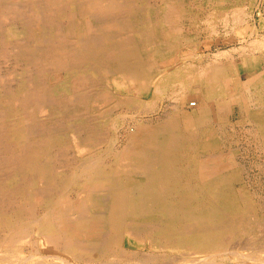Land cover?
<instances>
[{"label":"bare ground","instance_id":"1","mask_svg":"<svg viewBox=\"0 0 264 264\" xmlns=\"http://www.w3.org/2000/svg\"><path fill=\"white\" fill-rule=\"evenodd\" d=\"M138 7V0H0V47L4 48L0 60L23 64L21 71L7 68L16 82L10 87L16 90L8 88L0 94V264H157V252L164 259L182 253L179 264H264V216L254 217L249 199L231 194L225 182L211 183L236 162L217 152L209 155L223 140L221 116L228 107L214 109L213 102L219 99L233 101L242 120L253 126L252 134L264 143V55L256 53L264 48V40L242 46L254 54L241 57L246 70H239L234 79L226 62V67L218 60L198 69L185 61L193 55L178 59L183 52L176 54L183 41L181 19L188 12L184 0H163L155 9ZM230 9L234 15L227 10L223 18L240 23L243 10ZM194 39H187L190 47L195 46ZM146 43L150 49H144ZM100 70L115 75L120 90L135 93L120 104L131 107L142 101L140 96L150 95V105L157 107L171 88L175 102L157 119L156 127L137 126L130 142L141 135L143 143L119 150L111 166L94 155L69 174L64 171L72 163L60 159L63 163L57 167L48 150L66 138L70 126L79 148L108 142L105 122L99 116L86 122L80 114L89 107L88 87L69 93L72 78L87 80ZM49 77L56 86L43 94L42 85ZM147 80L153 81L150 87ZM199 83L201 91L191 94L206 105L189 114L187 90ZM105 95L109 94H98L95 102L106 104ZM211 119L215 128L207 129L208 137H200L198 128L206 129ZM77 183L81 185L74 198L70 192ZM205 197H210L209 207L202 204ZM18 201L22 204L16 205ZM41 206L39 215L35 211ZM141 212L152 216H140ZM136 213L139 216H130ZM247 235L263 240L257 245L246 239L233 241ZM124 236L155 254L133 262L122 248ZM33 240L49 257H40L35 245L30 254L24 253L23 245Z\"/></svg>","mask_w":264,"mask_h":264},{"label":"rangeland","instance_id":"2","mask_svg":"<svg viewBox=\"0 0 264 264\" xmlns=\"http://www.w3.org/2000/svg\"><path fill=\"white\" fill-rule=\"evenodd\" d=\"M147 1H149L151 3V5ZM218 1H221L223 3L222 7L217 4ZM226 1H228V2H226ZM230 1H231V3H230ZM145 2L148 3L147 5H149L151 8L155 9V8L161 7L163 0H161V1L160 0H157V1L145 0ZM234 2H236V3H234ZM146 3H143V1L138 0V5L140 8H144L145 6L147 8H150L146 5ZM155 3H156V5H155ZM242 6H244V7H242ZM184 7L186 8V10L188 12H186L184 17L181 19V25L180 26H181V32L183 34V37H181V40H183V41L180 40L182 42V44L179 45L176 54L179 55V54H181L180 53L181 51H183V52L181 55H179L178 59L184 60V58H185L184 55H186V54L191 55V56L193 55L194 56L193 58L186 59L185 61H186V63H188V62L190 63V61H191L190 64L195 66V67L197 66L196 68H198V69H199V67H200V69H201V67L205 68L206 67L205 65L208 66V64H210V65L217 64L218 60H219L218 64L222 65V62H223L224 67L227 66L231 70H233V71H230L231 73L233 72V77L234 76L236 77L238 75L237 72L239 70H242L243 72H245L246 69L243 67V64L241 62V60H242L241 57L244 55H247V54H248V57H251V56L253 57L254 52H252L253 50H251V48H250L251 51L248 50L249 47H248V49L245 50L242 48V46L243 47H245L247 45L249 46L250 40H253V39H256V41L264 40V0H224V1L223 0H217V2H216V0H210V1L209 0H189V1L184 0ZM224 7H226V10H224ZM231 7H234V8L239 7L240 10H243V12L242 11L241 12L243 14V17H245V18L242 17V20L240 21V23L239 22L236 23V21L234 22L231 20V17L234 15V12L230 9ZM197 8H199V9H197ZM227 10L229 11V14L231 15V17H227V19H224L225 14L227 13ZM191 11H192V13H191ZM244 12H246V15ZM235 14H237V13H235ZM211 15H213V16L211 17ZM223 16H224V18H223ZM243 20H244V22H243ZM195 21H196V23H195ZM245 21H247L248 23ZM232 23H233V25H232ZM235 24H236V26H235ZM247 26H248V28H246ZM237 28H238V30H237ZM242 29H244L243 32H242ZM251 32L253 35L251 34ZM189 33H191V34H189ZM253 36H255V37H253ZM188 38H193V39L195 38L194 39L195 40V46L193 45V47H190V45L187 42ZM246 43H248V44H246ZM146 44L148 46L144 45V47H145L144 49L145 50L150 49L149 43H146ZM235 47L237 50L235 49ZM136 48L140 49V47H136ZM142 49H143V47H142ZM3 50H4V48L1 46L0 47V53H2ZM9 50H10V48L7 47V51H9ZM185 50H187V51H185ZM192 50H193V52H192ZM232 50H233V52H232ZM238 51H239V53H238ZM189 52H191L192 54H189ZM221 52H224L225 54L221 53ZM240 53H243V54L240 55ZM256 53H257V55H260V54L264 55V48L261 50H258ZM198 54H200V55L198 56ZM220 54L225 55V57L220 55ZM196 56H197V58H196ZM203 56H205V58ZM215 56H216V58H215ZM235 56H237V57H235ZM5 60L6 59L4 57H1V60H0V94L5 92V91L7 92L8 88L10 90H16V87H15V89L10 87V86H15L16 82H14V79H12V77L8 73L7 68H10V69L12 68L11 71H13V70L21 71V68L23 66V64H18L19 65V69H18V68H16L18 65L14 61H10V62L7 61L6 62ZM204 60H205V62H204ZM212 60H213V62H212ZM223 60H225V61H223ZM197 61L200 63V66H199ZM224 62H226V66H225ZM165 64H168V63H165ZM165 64L161 63L160 65H165ZM63 73H64L63 75H65L64 71H63ZM237 77L234 79H237ZM115 78H117L115 75H113L109 71L107 73H105L103 70L97 71L96 73L93 71L88 76L87 80H85L83 78H77V77L72 78V90H69V93L71 94V96L78 93V92L81 93V91L86 89V87H88L87 88L88 93L85 95L91 96V99L89 100V98H88V102H87V103H89L88 110L85 109V110L81 111L80 114L86 120V122L95 121L96 118L99 116V120L105 122V129L107 131V136H109V137H108V142L102 141L98 144L96 141V143H97V144L95 143L96 146H94L95 144L93 145L90 142V147L89 146H82L81 148H79V147H77V144L75 143L74 138H73V136H74V131L72 130L73 127L70 126L69 129L65 128V129H67L66 130V138L61 140L60 142H54V145L53 146L50 145L49 150H48V154L51 157V161H53L57 167H59V164L62 165L63 161H65V162L70 161L72 163V165H70L69 169L65 168L64 172L70 174L71 171L75 168V166L77 164H79L83 159H85V157L89 158V157H92L94 155H101L102 158L104 159L105 163H107L106 165L108 167L111 166V164H113V161L115 160L114 156L118 153L119 150H122L123 148L129 147L130 145L132 147H134V146L137 147L143 143L142 139H141V135L136 137V141L134 140L133 142H130L132 140V137L134 136V130L136 129V127L139 125L140 126L142 125V127L145 130L148 128L151 129V127L152 128L156 127L158 124L157 119H159L162 116V114H165L166 113L165 111H170V109L166 110L168 108V105L174 104V102H175V101H173V98L171 95V94H173L174 89L171 88L168 90L169 93L165 94L166 96L164 95L159 100L160 102L158 103L157 107H153L150 105V101H151L150 95L147 97L144 95L140 96L142 101L136 102L135 105L131 106V107H129L128 105L120 104L122 99H124L126 97H130L131 95L133 96L135 93L130 91V90H129V92H125V91L120 90L118 87L117 81H116L117 79H115ZM61 79L65 80V77H61ZM54 80H52V77L47 78L46 84L42 85V89L44 91L43 94H46L49 91L53 90V88L56 85L54 87L52 85L57 83ZM65 82L66 81H61V84L63 85ZM93 83H94V86H93ZM147 83H148L147 84L148 87H150L153 84V81L147 80ZM11 84H13V85H11ZM199 87L201 88L200 83L198 85L193 84V85H190V88H188V90H187V92L189 91L188 92L189 97L187 100V104L185 105V110L189 114H195L199 105H204V106L206 105L205 102L202 104V102L200 101V98L196 94L192 95L196 89H197L196 91H201V89ZM103 93L109 94V95L104 96L106 98H109V101H107L106 104H104V105L100 104L99 101L95 102V97L98 94L102 95ZM62 94H65V93L62 92ZM66 94H68V93H66ZM165 97H167V98H165ZM169 98H170V100L172 99L171 102H170ZM93 99H94V102L92 103ZM232 102L230 101L228 104V102H226V100H224V99H219V100H217V102L216 101L213 102L214 109H218V107L223 106V105H226L228 107V109L221 116V119H222V117L224 118V124L221 127V129L224 131L222 138H223L225 143L223 142V140H220L221 145L219 144L217 149L212 150L209 153V155L210 154L212 155L216 152L220 153L221 155H223V157H225L227 159H232L233 161H235L236 165H234V166H236V167L231 166L230 170H227L226 172H224L225 174L224 173L219 174L218 177H216L214 179V181H212L211 183L219 184V182H220L223 184V182H225L224 185L225 184L228 185L227 187H229L228 188L229 190L231 189L230 190L231 194H233L234 196H237V198L241 197L242 194L244 197L246 196L247 199H249V201L252 203V207L251 208L249 207V208L253 211L252 212L253 216L254 217L258 216L256 218L260 219L262 215L264 216V208H263L264 207V205H263L264 204V198H263L264 197V147H263L264 143L262 141L258 140L257 135H254V133L252 134V132H254L253 126L250 123H248V121L242 120L240 112H239V107L237 105H235V103H232ZM165 103L167 106L165 105ZM147 106H148V108H147ZM150 106L154 110H152L150 108ZM142 107L144 109H142ZM144 110H145V112H144ZM130 111H131V113H130ZM138 111H141V112H138ZM198 111H200V110H198ZM131 116H132V119H131ZM43 117L44 116L42 114V119H43ZM101 118H103V119H101ZM14 119H15V117H14ZM214 120L215 119H213V120L211 119L209 126L206 127V129L204 127L198 128V135L200 137H204V136L206 137L208 135V133L210 132L207 130L208 128H215L216 125L214 124V122H215ZM59 122H61L60 119H59ZM239 125H240V127H239ZM217 127H220V126H217ZM238 127H239V129H238ZM248 128H250V129H248ZM203 131H204V134H203ZM201 132H202V134H201ZM248 132H250V133H248ZM255 134H257V133H255ZM250 139H251V141H250ZM109 141L111 143H109ZM253 141H254V143H253ZM258 145L259 146L261 145L260 148ZM110 146H111V150L113 149L112 151L109 150ZM62 150H65V153L62 155V157H60V155L58 153H61ZM193 153H194V151H193ZM60 159H62L63 161H60ZM239 162H240V164H239ZM226 175H229V176H226ZM218 180H219V182H218ZM41 181L42 180H40L38 178V182L41 183ZM226 181H228V182H226ZM78 185L80 186L81 184H79V183L74 184V186L72 187V191L70 192V194H72V196L74 198H77L76 195H78L77 194ZM231 185H232V188H231ZM202 193H204V192H201V194ZM205 193L208 194L210 192H205ZM244 193H246V194H244ZM246 197L244 198V200L246 199ZM261 198H263V200ZM208 200H210V197H205L202 200V202H203L202 204L204 207H207V205L209 207V203L211 204L210 201L208 203ZM253 202H255V203L253 204ZM20 204H22V203H20V201H18L16 203V205H20ZM26 207H29V206H26ZM42 210H43L42 206L37 207L35 212H38L39 215H42V212H43ZM140 214H142L140 216H146V217L152 216V213L150 214V212L149 213L147 212V214L145 212L144 213L141 212ZM130 216L136 217L139 215H138V213H136L134 215L130 214ZM261 222L264 223V220H261ZM248 238H250V239H248ZM244 239L249 240L251 242L253 241L255 245H257L258 243L260 244L263 240V238H260V236L256 237V239L252 240L251 236L247 235L243 238L238 237V239L237 238L233 239V241L235 240V242L237 243V242H242ZM34 245L36 247H38L37 250H38V255L40 257L41 256L45 257V258L49 257V252L44 250L42 248V246H40L39 242L36 240H33V243H26L23 245V249H25L24 253L26 252L27 254H30L33 250ZM24 247H26V248H24ZM122 248L123 249L125 248V251H128V253L131 254V256L133 258V262L137 261V259L139 258L138 263L140 262V259H141V262L144 260V258L142 259L143 255L146 258H149V257H151L152 254H155V252H153L152 250L147 248L145 245H141L140 243H138V241H136L133 238L130 239L128 236H124V238H122ZM133 253H134V255H133ZM148 253H150V254H148ZM156 254L158 256L157 257L158 260L157 261L155 260L157 264L158 263L159 264H174L173 262H175L176 264H179V263L183 262L181 260V257L183 256V254L180 252H177L175 254L172 253L173 254V255L171 254L172 256L168 255L169 257H167L165 259L163 258L162 253L157 252ZM154 257H156V256H154ZM48 259H50V258H48Z\"/></svg>","mask_w":264,"mask_h":264}]
</instances>
